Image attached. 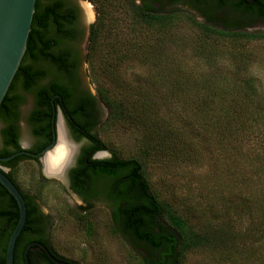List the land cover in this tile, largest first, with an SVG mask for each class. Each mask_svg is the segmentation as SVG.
<instances>
[{
  "label": "trees",
  "instance_id": "obj_1",
  "mask_svg": "<svg viewBox=\"0 0 264 264\" xmlns=\"http://www.w3.org/2000/svg\"><path fill=\"white\" fill-rule=\"evenodd\" d=\"M196 1L199 0H193V3ZM262 3L261 0H233L232 10L239 15H264V9H255ZM138 6L132 5V17L143 25L152 41L145 36L146 41L140 44L129 43L128 53L115 46L106 53L99 42L103 16L100 17L98 11L87 50L90 64L99 72L98 92L109 110L107 122L132 117L143 130L139 155L123 159L113 153L114 158L110 160L114 166L115 157L119 158L117 164L123 170L119 194L109 193L110 198L117 200L115 203L123 201L113 211L114 223L122 232L157 252L155 256H145V264H179L189 249L204 243V236L192 222L195 210L200 216L230 221L225 222L229 225L227 230L236 238L241 235L248 241L252 260L264 264V103L261 102L264 92L259 90V79L238 73H202L189 64L185 65L182 74L177 62L167 65L161 57L148 59L153 51L161 53L160 43L181 13H159L156 9H139ZM57 9H63L62 0H36L26 50L14 77L34 68L26 63L28 58L35 62L37 57L53 56L49 50L51 40L44 38V28L49 20L60 24ZM187 19L203 40L193 43L190 50L210 66L215 57L205 46H211L208 48L211 49L214 44H228L241 52L249 40L264 39V32L249 31L242 26H218L209 19L202 22L192 17ZM133 52L144 57L146 53V59L135 60L154 69L148 77L154 79L157 97L161 95L168 100L167 113L154 107V92L147 87L145 79L136 84L123 76L122 65L128 60L124 57ZM193 63L197 64V61ZM232 63L238 69H247L250 65L243 54ZM108 79L112 87L104 83ZM7 101L6 93L0 111L7 106ZM6 132L8 130L4 129L2 133L5 135ZM34 133L37 134L36 129ZM14 134L10 130L6 143H13L18 150ZM12 153L6 148L0 150V156ZM12 161H0V164ZM148 162H163L175 174L199 171L193 178L185 177L180 183L173 174L176 176L175 198L161 200L143 176ZM110 169L101 166L97 174L100 171L114 174ZM7 175L12 179L11 174ZM17 219V204L0 184V264H5L7 242Z\"/></svg>",
  "mask_w": 264,
  "mask_h": 264
},
{
  "label": "rangeland",
  "instance_id": "obj_2",
  "mask_svg": "<svg viewBox=\"0 0 264 264\" xmlns=\"http://www.w3.org/2000/svg\"><path fill=\"white\" fill-rule=\"evenodd\" d=\"M231 1L233 0H225L221 7H216L212 0H201L199 4H194L191 0H161L160 5L152 4L151 6L155 9L179 12L181 17L173 23L169 33H166L161 41V53L157 50L153 51L148 59L158 60L161 57L167 65L170 62H177L182 74L185 72V65L189 64L194 65L191 68L202 73L254 75L259 79V90L264 92L263 38L249 40L241 52L228 44H214L211 49H208L211 46H205L215 57L214 64L211 66L190 50L193 43H202L203 40L187 19L188 17L200 22L209 19L212 24L218 26H242L249 31L264 32V17L239 15L232 10ZM80 3L84 9L99 11L100 17L103 16V29L99 42L106 53L111 46L113 49L115 46L123 53H128V44L133 42L140 44L146 41L143 39L145 36L152 41V37L147 34L143 25L132 17L130 9L132 5L135 7L139 5L140 0H80ZM242 54L250 62L247 69H238L232 63ZM124 58L128 60L122 65L123 76L136 84L142 83L145 79L147 87L154 92L152 99L154 107L167 113L168 100L161 95L157 97L154 79L148 77L149 72L154 69H148L146 64L137 62H140V59H146V53L144 57L141 53L136 55L133 52L126 54ZM90 59L86 52V58L82 61L80 68L87 85L94 93L99 94V72L94 70ZM94 61L98 62L97 59ZM194 61H197V64L193 63ZM104 83L112 87L109 79L104 80ZM262 96L261 102L264 103ZM25 107L28 109L29 105ZM106 111H108L107 108ZM133 120L135 119L128 117V119L112 123L106 121L96 127L94 132L103 143L105 152L115 153L123 159L139 155V139L143 130ZM21 135L23 145L33 144L32 139L29 138L28 129L24 125L21 128ZM3 148L0 136V150ZM197 171L199 170L194 169L175 174V171L170 170L163 162H148L143 176L161 200L171 201L175 198L173 192L175 177L177 176L178 182L185 177L191 179ZM9 172L22 190L34 194L37 198L40 208L47 216L50 230L49 241L61 256L81 264H145L143 261L145 256L156 255V251L155 253L143 242L136 241L120 230L114 223L110 205L105 200H97L90 209L81 211L77 205V197L67 190L65 179L45 176L32 159L18 160ZM173 174L176 176L173 177ZM193 213L192 222L197 231L204 236V243L189 249L179 264H262L261 261L252 260L253 252L248 241L241 235L236 238L232 231L227 230L229 227L227 224L231 223L230 221L224 220L227 222L225 224L221 220H216L215 217L200 216L195 210ZM242 221L245 222V220Z\"/></svg>",
  "mask_w": 264,
  "mask_h": 264
},
{
  "label": "flooded vegetation",
  "instance_id": "obj_3",
  "mask_svg": "<svg viewBox=\"0 0 264 264\" xmlns=\"http://www.w3.org/2000/svg\"><path fill=\"white\" fill-rule=\"evenodd\" d=\"M160 1L140 0L138 7L155 9L151 5H160ZM212 1L216 7L225 3V0ZM261 1L262 5L255 9H264V0ZM62 2L63 9H57L60 24L49 20L44 28V38L51 40L52 46L49 50L53 56L37 57L35 62L28 58L26 63L32 64L34 68L28 72L21 71L19 76L13 78L6 92L7 106L0 111V136L4 148L14 153L23 149L36 153L53 140V132L57 146L61 122L64 144L71 149V154L61 173L50 177L65 179L67 190L77 197V205L81 211L90 209L95 201L103 199L109 203L113 215V211L117 210L123 201L115 203L117 200L110 198L109 193L119 194L123 170L117 164L119 158L115 157L114 166L111 164L113 153L104 151L103 143L94 132L97 126L106 123L109 110L106 111L107 106L100 95L94 93L87 85L80 68L91 43L98 13L90 8L84 9L80 0ZM199 2L201 0L196 1V4ZM156 10L159 13L169 12L166 9ZM255 16L264 17L258 14ZM26 105H29L28 109H25ZM23 125L28 129L29 138L33 141L30 146L21 142ZM4 129L8 130L6 136L2 133ZM35 129L37 134L34 133ZM10 130L15 133L14 138L20 148L18 150L13 143H6ZM26 158L34 160L45 175L44 159L38 156L19 154L8 160H13L12 162L0 164V167L6 174H10L9 171L15 167V163ZM101 166L110 167L114 174L102 171L97 174ZM13 182L22 193L28 210L25 224L15 243L13 264H26L25 252L30 264H81L56 252L49 241L47 216L40 208L37 198L34 194L22 190L14 179Z\"/></svg>",
  "mask_w": 264,
  "mask_h": 264
},
{
  "label": "water",
  "instance_id": "obj_4",
  "mask_svg": "<svg viewBox=\"0 0 264 264\" xmlns=\"http://www.w3.org/2000/svg\"><path fill=\"white\" fill-rule=\"evenodd\" d=\"M35 8L36 0H0V103L25 53ZM54 126L53 122V129ZM55 138L56 135L53 132V140L39 152L34 153L23 149L10 155L0 156V161H8L19 154L38 156L43 159L46 152L55 147ZM45 175L55 176L46 173ZM0 184L13 196L18 207V219L9 236L5 253V264H13L14 247L25 224L27 208L19 188L1 167ZM24 258L26 264H30L26 252Z\"/></svg>",
  "mask_w": 264,
  "mask_h": 264
},
{
  "label": "bare ground",
  "instance_id": "obj_5",
  "mask_svg": "<svg viewBox=\"0 0 264 264\" xmlns=\"http://www.w3.org/2000/svg\"><path fill=\"white\" fill-rule=\"evenodd\" d=\"M59 125L58 133L60 134V137L58 144L57 146L55 145L56 147L53 150L51 149L50 152L48 151L49 153L46 152L44 155L45 158L43 157L44 160L42 159L45 173L48 175L58 176L71 154V149L64 144L61 122Z\"/></svg>",
  "mask_w": 264,
  "mask_h": 264
}]
</instances>
